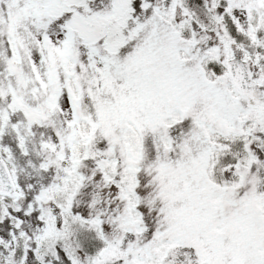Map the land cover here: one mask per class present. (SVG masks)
<instances>
[{
  "label": "snow or ice",
  "instance_id": "snow-or-ice-1",
  "mask_svg": "<svg viewBox=\"0 0 264 264\" xmlns=\"http://www.w3.org/2000/svg\"><path fill=\"white\" fill-rule=\"evenodd\" d=\"M0 264H264V0H0Z\"/></svg>",
  "mask_w": 264,
  "mask_h": 264
}]
</instances>
